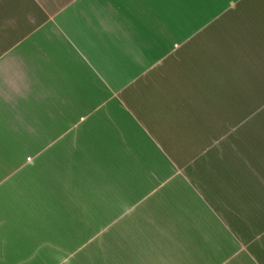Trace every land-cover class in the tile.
Here are the masks:
<instances>
[{"label": "crops", "instance_id": "crops-1", "mask_svg": "<svg viewBox=\"0 0 264 264\" xmlns=\"http://www.w3.org/2000/svg\"><path fill=\"white\" fill-rule=\"evenodd\" d=\"M0 264H264V0H0Z\"/></svg>", "mask_w": 264, "mask_h": 264}, {"label": "rangeland", "instance_id": "rangeland-1", "mask_svg": "<svg viewBox=\"0 0 264 264\" xmlns=\"http://www.w3.org/2000/svg\"><path fill=\"white\" fill-rule=\"evenodd\" d=\"M243 131H244L243 123H232V132H243ZM232 141H241L242 143H244V140L240 138H232Z\"/></svg>", "mask_w": 264, "mask_h": 264}]
</instances>
